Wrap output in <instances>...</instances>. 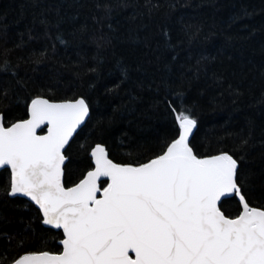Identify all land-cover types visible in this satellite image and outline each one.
<instances>
[{
	"label": "trees",
	"instance_id": "1",
	"mask_svg": "<svg viewBox=\"0 0 264 264\" xmlns=\"http://www.w3.org/2000/svg\"><path fill=\"white\" fill-rule=\"evenodd\" d=\"M36 97L90 107L65 151L66 187L93 168L97 144L120 164L158 155L177 137L171 105L197 121L196 155L231 154L243 195L264 209V0H0L5 126ZM9 182L2 170L0 264L62 251V231ZM220 207L241 211L236 197Z\"/></svg>",
	"mask_w": 264,
	"mask_h": 264
},
{
	"label": "snow or ice",
	"instance_id": "2",
	"mask_svg": "<svg viewBox=\"0 0 264 264\" xmlns=\"http://www.w3.org/2000/svg\"><path fill=\"white\" fill-rule=\"evenodd\" d=\"M170 107L177 137L158 155L121 165L97 144L90 152L94 169L69 188L62 181L64 149L89 114L85 100L34 98L28 118L9 126L0 115L8 195L29 198L44 225L62 230L58 254L23 255L12 264H264V210L246 201L237 160L194 154L189 137L197 121ZM233 195L242 210L231 218L219 205Z\"/></svg>",
	"mask_w": 264,
	"mask_h": 264
},
{
	"label": "water",
	"instance_id": "3",
	"mask_svg": "<svg viewBox=\"0 0 264 264\" xmlns=\"http://www.w3.org/2000/svg\"><path fill=\"white\" fill-rule=\"evenodd\" d=\"M37 98V97H36ZM41 98H44V99H48V98H45V97H41ZM80 98H83V97H79L78 99H80ZM84 99V98H83ZM49 100V99H48ZM85 100V99H84ZM50 102H55V103H62V102H68V101H74V100H66V101H51V100H49ZM85 102L87 103V101L85 100ZM30 105V104H29ZM87 105H88V103H87ZM29 108V107H28ZM88 108H89V114H88V116L85 118V121H84V123L82 124V125H80L79 126V128L76 130V132L73 134V136H72V138L70 139V141H69V143H68V145H66V147H65V149H64V155H65V151H66V149L68 148V146H69V144L71 143V141L73 140V138L76 136V134L85 126V124L87 123V121L89 120V118H90V116H91V110H90V107H89V105H88ZM0 115H2V114H0ZM2 117H3V115H2ZM27 119V118H26ZM22 121V120H21ZM3 122H4V117H3ZM18 122V121H17ZM46 128H47V126H45L43 129H38L37 130V134L38 135H40V134H46ZM197 128H198V124L196 125V128L195 129H193V133H192V135L189 137V145H190V147H192L191 146V141H192V139H193V137H194V135H195V133H196V131H197ZM99 145H102V144H99ZM102 146H104V145H102ZM105 147V146H104ZM105 149H106V147H105ZM193 149V148H192ZM106 151H107V149H106ZM108 152V151H107ZM193 152H194V149H193ZM223 153H227V152H223ZM194 154H196L195 152H194ZM220 154V153H219ZM229 154V153H228ZM217 155V154H216ZM231 155V154H230ZM66 156V155H65ZM108 156H109V152H108ZM198 156V155H197ZM213 156V155H212ZM90 157H91V155H90ZM199 157V156H198ZM206 157H210V156H206ZM233 157V156H232ZM92 158V157H91ZM109 158H110V156H109ZM201 158H204V157H201ZM234 158V157H233ZM111 159V158H110ZM235 159V158H234ZM112 160V159H111ZM67 161H68V157L66 156V160H65V163H64V165H63V171H64V175H63V178H62V181H63V184H64V186H65V165H66V163H67ZM113 162H115L114 160H112ZM92 163H93V168L91 169V170H93L94 169V162H93V159H92ZM115 163H117V162H115ZM118 164H120V163H118ZM121 165H127V164H121ZM135 166V165H134ZM6 168H0V172L2 171V170H5ZM238 169H239V164H238ZM238 169H237V173H238ZM9 171H10V169H8ZM106 178H101V181H100V183H102L104 180H105ZM79 183V182H78ZM76 185V184H75ZM75 185H73V186H75ZM73 186H71V187H73ZM65 188H69V187H66L65 186ZM10 196V195H9ZM97 196H98V198H99V193L97 194ZM10 197H12V198H14V197H21V198H24V199H26L27 201H29L31 204H33L38 210H39V208H38V206H36L29 198H27V197H24V196H21V195H17V196H10ZM233 197H236L235 195H233V196H231V197H222L221 198V202H220V205H221V203L224 201V200H226V199H229V198H233ZM237 198V200H238V202H239V198L238 197H236ZM245 199H246V197H245ZM246 201H247V199H246ZM248 202V201H247ZM219 205V206H220ZM250 205V204H249ZM251 206V205H250ZM252 207H254V206H252ZM221 208V207H220ZM257 209H260V210H264V209H261V208H258V207H256ZM241 210H242V207H241ZM40 211V210H39ZM221 211H222V209H221ZM223 212V211H222ZM42 214V213H41ZM225 214V213H224ZM226 215V214H225ZM42 219H43V217H42ZM42 224H43V222H42ZM44 225V224H43ZM45 227H47V228H51V229H54V228H52L51 226H48V225H44ZM54 230H57V231H59V229H54ZM60 231H62V230H60ZM60 244V243H59ZM61 245V244H60ZM62 246V245H61ZM41 253V252H40ZM49 253H51V252H49ZM29 254H39V253H26V254H23V255H29ZM52 254H58V253H52ZM22 255V256H23ZM21 257V256H20ZM10 264H12V263H10Z\"/></svg>",
	"mask_w": 264,
	"mask_h": 264
}]
</instances>
